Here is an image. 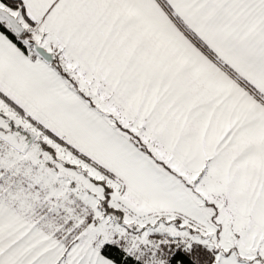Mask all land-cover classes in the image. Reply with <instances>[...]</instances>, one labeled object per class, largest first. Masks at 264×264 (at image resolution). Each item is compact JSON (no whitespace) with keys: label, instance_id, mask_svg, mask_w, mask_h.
<instances>
[{"label":"snow or ice","instance_id":"1","mask_svg":"<svg viewBox=\"0 0 264 264\" xmlns=\"http://www.w3.org/2000/svg\"><path fill=\"white\" fill-rule=\"evenodd\" d=\"M0 264H264V0H0Z\"/></svg>","mask_w":264,"mask_h":264}]
</instances>
